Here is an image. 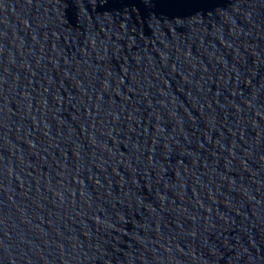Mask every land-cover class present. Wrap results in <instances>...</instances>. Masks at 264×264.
Wrapping results in <instances>:
<instances>
[{
  "label": "water",
  "instance_id": "95a60500",
  "mask_svg": "<svg viewBox=\"0 0 264 264\" xmlns=\"http://www.w3.org/2000/svg\"><path fill=\"white\" fill-rule=\"evenodd\" d=\"M0 264H264V0H0Z\"/></svg>",
  "mask_w": 264,
  "mask_h": 264
}]
</instances>
